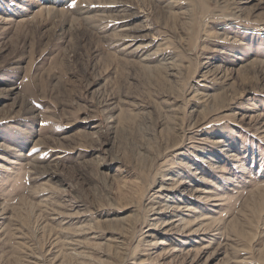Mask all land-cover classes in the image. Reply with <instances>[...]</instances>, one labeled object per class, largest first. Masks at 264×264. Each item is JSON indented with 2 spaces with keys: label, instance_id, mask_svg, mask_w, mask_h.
<instances>
[{
  "label": "rangeland",
  "instance_id": "rangeland-1",
  "mask_svg": "<svg viewBox=\"0 0 264 264\" xmlns=\"http://www.w3.org/2000/svg\"><path fill=\"white\" fill-rule=\"evenodd\" d=\"M134 262L264 264V0H0V264Z\"/></svg>",
  "mask_w": 264,
  "mask_h": 264
},
{
  "label": "bare ground",
  "instance_id": "bare-ground-1",
  "mask_svg": "<svg viewBox=\"0 0 264 264\" xmlns=\"http://www.w3.org/2000/svg\"><path fill=\"white\" fill-rule=\"evenodd\" d=\"M116 4V3H115ZM162 167H164V164H162L161 165ZM156 168V166H154L153 168H151L149 171H148V175H147V178H151L152 177V174H153V171L152 170H154ZM163 170H164V168H163ZM155 172H157V170H155ZM157 174H159V173H157ZM169 176H171V174L169 175ZM166 180H172V178H170V177H167L166 178ZM160 187H164L163 185H160ZM197 193H199L200 195H204L205 197L204 198H201V199H204V201H207L208 202V197H209V192H207L206 191V189H203V190H197ZM158 199V198H157ZM215 202H217V203H215V207H221V206H224L225 204L224 203H222L221 202V200H215ZM168 208L170 207V206H168V205H166ZM176 210V209H175ZM183 214H185L186 212V215H177V216H175V218H177V220L175 221V223H177L179 226H182V230L183 231H185V230H189L190 231V233L191 234H195L196 236H198V237H208V236H210V232L207 230V229H205V228H196L195 230H193V228L194 227H196V226H199V225H201L202 224V222L203 221H205V220H207V218L205 217V216H202V217H200V218H203V219H200V218H198L194 223H189V222H187V217L188 216H190L192 213H197V211H194L193 210V208H187V209H183ZM188 214V215H187ZM200 219V220H199ZM163 220V219H162ZM154 221H156V219L154 220ZM161 221V219H157V222H155V223H152V224H150V226H153V227H155V228H157V227H162L161 225L163 224L162 222H160ZM150 230V229H149ZM164 230V229H163ZM192 230V231H191ZM166 232H168V231H166ZM162 240H164V239H162ZM205 240V239H204ZM72 241V240H71ZM72 242H74V241H72ZM71 243V242H70ZM75 243V242H74ZM76 243H78V242H76ZM81 244V243H80ZM68 245V244H67ZM71 245H73V244H71ZM157 245H162V246H170L168 243H166V242H164V241H159L158 242V244ZM74 247V246H73ZM78 247V246H77ZM206 248H208V246L207 247H205L204 249H206ZM137 247H136V249H135V251L133 252V255L135 254V252L137 251ZM153 250H156V249H152L151 251H153ZM75 250H73V252H74ZM179 251L180 250H178V249H176V248H172V249H169L168 250V252H169V254H175V253H179ZM77 252V251H76ZM144 263H146V262H144ZM144 263H139V264H144ZM133 264H136L135 262L133 263Z\"/></svg>",
  "mask_w": 264,
  "mask_h": 264
}]
</instances>
